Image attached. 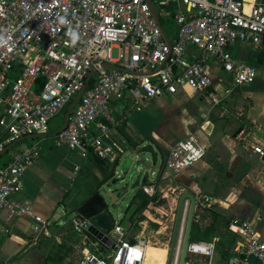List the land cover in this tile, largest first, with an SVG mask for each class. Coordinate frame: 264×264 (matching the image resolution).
Returning <instances> with one entry per match:
<instances>
[{"label":"built area","instance_id":"obj_1","mask_svg":"<svg viewBox=\"0 0 264 264\" xmlns=\"http://www.w3.org/2000/svg\"><path fill=\"white\" fill-rule=\"evenodd\" d=\"M151 1L159 17L169 16L166 7L176 8V31L174 36L165 33L168 41L147 0H0V102L9 118L0 134V152L25 135L48 133L51 119L81 91L65 128L54 136L55 144H65L83 156L90 148L113 164L114 148L103 138L120 124L114 102L129 99L136 109L158 96L207 90L210 61L218 62L236 84L254 81L255 66L236 60L229 47L237 42L264 46V0L250 6L246 0ZM252 149L264 156L262 147ZM205 153L206 148L188 136L172 145L163 167L176 174ZM39 155L32 144L15 151L0 167V211L29 214V206L14 196L22 190L24 172ZM141 190L147 195L155 192L150 184ZM187 209L188 200L171 264L179 263ZM32 217L45 230V220ZM90 226V220L78 214L70 220L77 234L83 235ZM228 228L235 242L224 264H250V254L255 264H264V235L255 225L234 217ZM104 235L106 253L82 247L77 264H146L148 244L143 237L130 235L117 221ZM215 252V241L189 240L184 264H194L190 255L213 264Z\"/></svg>","mask_w":264,"mask_h":264},{"label":"crops","instance_id":"obj_2","mask_svg":"<svg viewBox=\"0 0 264 264\" xmlns=\"http://www.w3.org/2000/svg\"><path fill=\"white\" fill-rule=\"evenodd\" d=\"M244 2L250 6L258 1ZM229 49L236 60L255 66L257 75L252 83L236 84L218 62L210 61L207 69L208 65H213L218 71V75H209L211 86L187 95L197 99L196 106L191 101L182 102L176 98L183 90L170 96H158L136 109L130 106L129 99L114 102V116L120 124L103 138L114 148L116 160L113 164L99 158L91 149L83 156L65 144L56 145L52 133L61 126L52 131L49 125L48 134L21 139L1 153L0 167L23 147L35 144L40 150L39 157L22 176L21 192L14 196L29 206V214L14 215L7 208L0 211L4 229L0 234V264H47L45 258L55 245L62 246L64 261L72 250L77 251L84 239L70 227L71 218L77 215L76 209L96 191L104 178L112 175L113 170L117 176L121 173L119 157L122 153L142 142L151 144L152 148H147L150 152L156 148L163 159L161 169L151 174L145 184L162 191L171 174L163 167L169 149L177 141L196 135L206 153L200 161L173 176L172 189L190 192L195 197L202 195L208 198L207 206L218 214L228 220L237 217L249 221L264 235V208L260 202L264 196V156L252 149L253 146L264 149V46L237 42ZM163 97H170L172 103L182 107L180 114L170 113L168 121L153 112L162 101L167 104ZM3 111L4 104L0 102V134L9 121ZM165 194L160 196L164 198ZM156 208L167 210L161 203L156 204ZM32 216L45 220L44 231ZM129 225L127 219L123 226L132 235ZM35 226L39 227L37 233ZM132 236L141 237L140 233Z\"/></svg>","mask_w":264,"mask_h":264},{"label":"rangeland","instance_id":"obj_3","mask_svg":"<svg viewBox=\"0 0 264 264\" xmlns=\"http://www.w3.org/2000/svg\"><path fill=\"white\" fill-rule=\"evenodd\" d=\"M160 17L164 29H167L170 24L165 19L166 17L162 14H160ZM173 25L175 26V23H173ZM207 70L211 77L214 74L218 75V71L213 65H208ZM189 93V90L181 91L178 93V96L176 98H180L182 102L191 101L196 106L195 103H197V99L188 98L187 95ZM205 95L209 96L208 94ZM163 98L166 99L167 104L164 105L162 101L161 105L155 106V108L153 109L155 115L164 117V120L168 121V115L170 113L173 112V114L176 115L182 112V107L179 105L178 108L175 103H172L170 101V97ZM72 110L73 109H71L70 112H72ZM61 116L62 114L60 113L51 119L49 124L51 128L58 126V124L61 122ZM173 136L175 137V134ZM194 138L199 140L198 135H196ZM149 159L152 164L156 165V173L159 172L163 159L156 148H154L153 151L150 152ZM174 175L175 174L171 173L167 176L166 179L168 182L164 185L162 191L155 190V201L147 205V207L141 214L143 220L140 221V223L132 226L131 229L132 235L140 233L141 237H143L147 241L148 251L146 264H165L164 261L166 260L169 241L171 237L176 203L178 196L182 193L181 191L176 192L174 191V189H172V186H174L175 184V180L173 177ZM115 177L125 178L123 184L127 186V191L122 196H116L114 200L113 198H110L106 201L108 205H112L114 220L117 222L121 221L123 225H126L128 214L134 208V204L132 203L133 197L139 191L141 184L139 183V179L137 178L128 180L127 176L123 175V173H120L118 176L115 175ZM154 177L155 175L151 176L150 179H153ZM163 193H167L165 194L164 198L160 196ZM168 193L170 194L168 195ZM260 202L264 208V196L261 197ZM160 203L162 206H166L167 210L156 208V204ZM194 217L197 224V233L195 237H203L205 238V240L215 241L216 245L219 246L216 248V256L213 259V264H223L224 259L221 256L224 254V250L228 246L232 234L228 228V225L226 224L225 219H222L221 217H218L213 213L205 211L202 208V204H200L198 207H195ZM77 248V251L72 250L69 254H67L65 260L60 264H76L81 254L82 245H78ZM188 259H190V261L194 264H205L207 261L204 257H200L198 255H190Z\"/></svg>","mask_w":264,"mask_h":264},{"label":"water","instance_id":"obj_4","mask_svg":"<svg viewBox=\"0 0 264 264\" xmlns=\"http://www.w3.org/2000/svg\"><path fill=\"white\" fill-rule=\"evenodd\" d=\"M147 2L159 26L161 27L163 36L168 41L164 29L160 23L158 13L156 12L152 1L147 0ZM80 96H81V91L76 95L74 100L68 105L63 116V122L61 127L57 131L52 133L54 136L56 135L57 132L65 128L70 111L78 103ZM46 134L48 133L25 135L22 138L6 146V148L3 151H1L0 154L7 151L13 144H15L21 139H24L26 137L43 136ZM147 148L151 149L152 146L150 144H147L146 142H142L136 148L125 151L119 157L122 166L121 173L127 176L128 180L136 179V178L139 179V183L141 185H144L148 181V177L156 172V165L150 162L149 159L150 151L147 150ZM110 177L111 179L108 178V180L103 182L96 189V191L92 193V195L76 209V214L90 220L91 226L89 227L88 230L95 232L97 240L102 243H105L107 239L104 234L111 229L112 225L115 222L112 213V205L111 204L108 205L106 200L110 198H113L114 200L116 196H122L127 191V186L123 184V182L125 181L124 177H115V170H113V174ZM186 200H188V209L184 223L183 239H182L181 252H180L178 264H184L187 256V246L190 240V233H191V227L195 212L196 200H195V196L192 193L182 192L178 196L176 203L175 216H174L173 227L171 231V237L169 241L165 264H171L172 262V255L176 243L179 225L184 218L182 214L184 213L183 206ZM43 231H41V234L43 233ZM247 261L250 264H255L256 259L252 254H250L247 257Z\"/></svg>","mask_w":264,"mask_h":264},{"label":"trees","instance_id":"obj_5","mask_svg":"<svg viewBox=\"0 0 264 264\" xmlns=\"http://www.w3.org/2000/svg\"><path fill=\"white\" fill-rule=\"evenodd\" d=\"M165 11L169 12V16H165L167 22L170 24L168 26L167 29H164V26L162 24V21H161V17H159V20H160V23L164 29V32L167 34H170L172 36H174V33L176 31V25L174 26L173 23H175V21L173 20V14L174 12L176 11V8L175 6H168L165 8ZM167 30V31H166ZM68 106V105H67ZM67 106L60 112L62 114L61 116V122L58 124L57 127H52L51 130L52 131H55L57 130L62 122H63V116H64V113L67 109ZM59 113V114H60ZM90 150V148L87 149V152ZM99 159V158H98ZM111 175L107 176L106 178H104L98 185H97V188L103 183L105 182L106 180H108V178L110 177ZM158 183V179L156 181V184ZM155 192L154 194L152 195H147L145 194L141 189L136 193V195L133 197V200H132V203L134 204V208L133 210L128 214V219L130 220V225L128 227V229H130V227L136 225L137 223H139L140 221L143 220V217H142V212L145 210V208L147 207V205L149 203H152L155 201ZM195 200L197 202V207L202 204V208L207 211V212H210V213H213L215 215H217L218 217H221L222 219H225L226 221V224L228 225V218L218 214L217 212H215L214 210H212L210 207L207 206V202L205 201V198L202 196V195H197L195 197ZM195 216H196V213H195ZM196 233H197V224H196V220H195V217L193 219V222H192V227H191V233H190V240L191 241H197V240H205V238L203 237H195L196 236ZM84 235V239L81 243L82 247H88L92 252L96 253V254H105L106 251H107V247L105 244L99 242L96 238V234L95 232L93 231H89V230H86L84 231L83 233ZM235 242V239H234V236L233 234H231V239H230V242L228 244V246L225 248V252L224 254L221 256L224 260V262L226 261L227 257L231 254V250H232V246ZM219 245H216V248L218 247ZM62 246L61 245H55L51 252L48 254V256L45 258V262L47 264H60L62 262Z\"/></svg>","mask_w":264,"mask_h":264},{"label":"bare ground","instance_id":"obj_6","mask_svg":"<svg viewBox=\"0 0 264 264\" xmlns=\"http://www.w3.org/2000/svg\"><path fill=\"white\" fill-rule=\"evenodd\" d=\"M147 249H148V246H147ZM148 251V250H147Z\"/></svg>","mask_w":264,"mask_h":264}]
</instances>
